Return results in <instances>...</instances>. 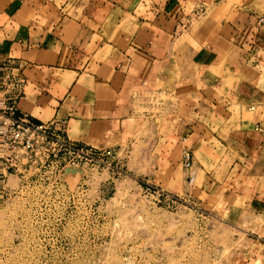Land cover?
<instances>
[{
  "label": "rangeland",
  "instance_id": "1",
  "mask_svg": "<svg viewBox=\"0 0 264 264\" xmlns=\"http://www.w3.org/2000/svg\"><path fill=\"white\" fill-rule=\"evenodd\" d=\"M245 6L264 12L262 0H205L188 10L193 26L200 19L217 26ZM225 65L196 75L199 87L214 85L220 104H247L246 119L251 107L264 104V74L247 81L256 89L253 99L225 94L223 87L238 91L245 81L229 76ZM177 104L174 95L145 94L123 137L109 145L115 155L108 169H66L63 180L72 190L64 221L38 218L57 209V195L37 204L28 191L18 194L21 181L10 176L11 195L0 203V264H264V136H253L254 147H241L239 111L231 108V125L214 137L218 108L203 105L180 114L212 124L206 135L198 128L179 135ZM185 150L193 154L190 171L183 166Z\"/></svg>",
  "mask_w": 264,
  "mask_h": 264
},
{
  "label": "crops",
  "instance_id": "2",
  "mask_svg": "<svg viewBox=\"0 0 264 264\" xmlns=\"http://www.w3.org/2000/svg\"><path fill=\"white\" fill-rule=\"evenodd\" d=\"M189 3L194 8L205 0H0V54L11 58L21 81L8 102L32 123L59 121L69 139L113 148L140 97L174 95L179 135L198 128L205 136L212 125L188 121L181 110L218 108L221 122L211 131L217 136L231 125L233 108L238 142L254 147L253 136H264V104L243 119L247 104L231 97L218 103L214 85L199 87L196 75L225 62L229 76L246 82L223 92L253 99L256 89L247 81L264 74V21L258 23L264 12L238 7L217 26L202 24L205 19L193 26ZM189 18L182 31L180 22Z\"/></svg>",
  "mask_w": 264,
  "mask_h": 264
},
{
  "label": "built area",
  "instance_id": "3",
  "mask_svg": "<svg viewBox=\"0 0 264 264\" xmlns=\"http://www.w3.org/2000/svg\"><path fill=\"white\" fill-rule=\"evenodd\" d=\"M263 21V16L258 18V23ZM189 22L190 19L181 21L180 29L185 30ZM14 66L11 58L0 54V203L11 195L5 182L14 176L21 181L18 194L28 191L37 204H44L49 196L57 195V209L39 214L38 218L61 222L67 218L65 197L72 190L63 180L66 169L73 167L83 172L93 168L108 169L115 151L69 139L62 122L32 123L27 115L19 114L16 105L8 102L9 96L19 91L17 83H21L15 80L18 78L12 72ZM182 161L186 170H192L194 162L190 150L183 152ZM194 176L193 172L188 174L189 184L193 183ZM82 186L79 184L75 190Z\"/></svg>",
  "mask_w": 264,
  "mask_h": 264
}]
</instances>
